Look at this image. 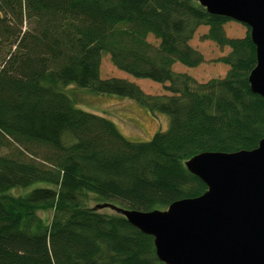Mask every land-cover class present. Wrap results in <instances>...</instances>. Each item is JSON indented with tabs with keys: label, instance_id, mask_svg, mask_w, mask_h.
Masks as SVG:
<instances>
[{
	"label": "trees",
	"instance_id": "trees-1",
	"mask_svg": "<svg viewBox=\"0 0 264 264\" xmlns=\"http://www.w3.org/2000/svg\"><path fill=\"white\" fill-rule=\"evenodd\" d=\"M231 20L194 0H0V264H165L153 236L97 206L154 211L198 197L207 186L186 161L264 138V97L249 82L256 46L249 27L227 35ZM201 26L230 49L217 59L226 75L206 82L174 70L204 62L190 44ZM105 54L171 94L103 78ZM74 88L129 98L169 126L133 142L78 107Z\"/></svg>",
	"mask_w": 264,
	"mask_h": 264
},
{
	"label": "water",
	"instance_id": "water-1",
	"mask_svg": "<svg viewBox=\"0 0 264 264\" xmlns=\"http://www.w3.org/2000/svg\"><path fill=\"white\" fill-rule=\"evenodd\" d=\"M214 15L247 25L256 46L249 74L253 93L264 97V0H194ZM207 186L200 196L165 210L110 207L154 237L165 264H264V138L252 150L206 151L186 161Z\"/></svg>",
	"mask_w": 264,
	"mask_h": 264
},
{
	"label": "rangeland",
	"instance_id": "rangeland-1",
	"mask_svg": "<svg viewBox=\"0 0 264 264\" xmlns=\"http://www.w3.org/2000/svg\"><path fill=\"white\" fill-rule=\"evenodd\" d=\"M225 30L230 37H243L248 31V26L235 20L226 23ZM208 31L207 26H201L195 33L190 44L200 51L204 56V62L197 67H188L181 63H175L176 72L187 73L198 82H206L212 78L224 77L229 69L217 59L229 53L228 47H220L211 40H203L202 35ZM150 41L156 42L153 37ZM101 76L103 78L117 77L127 79L137 84L144 92L153 95L166 94L169 91L164 89V84L152 81L150 79H139L130 74L119 70L111 62L108 54H105L101 62ZM168 84V83H166ZM77 106L99 115L111 119L119 131L133 142H145L150 140L157 131H164L168 128L170 118L166 114L152 113L147 108L140 106L134 100L109 94H93L86 89L74 88ZM37 185H32L28 189H14L12 194H24L32 190ZM95 207V205L93 204ZM106 213H117L110 207L98 208ZM39 214L46 220L52 218V211H40Z\"/></svg>",
	"mask_w": 264,
	"mask_h": 264
}]
</instances>
